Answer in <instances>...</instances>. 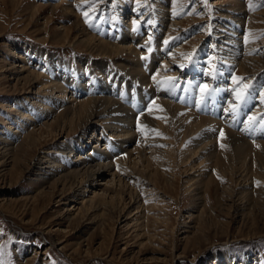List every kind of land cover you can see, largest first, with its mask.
<instances>
[{
    "label": "bare ground",
    "instance_id": "bare-ground-1",
    "mask_svg": "<svg viewBox=\"0 0 264 264\" xmlns=\"http://www.w3.org/2000/svg\"><path fill=\"white\" fill-rule=\"evenodd\" d=\"M69 1L71 4L66 10L71 14L74 10L80 14L89 10L88 0ZM159 8L149 16L151 21L156 15L160 16L162 28L155 31L150 42L144 38V28L150 18L143 21L146 14L142 13L140 20L132 19L125 24L122 17L127 4L125 0H118L107 14L103 12L98 21L92 23L94 33L82 27L74 38L75 45L87 49L91 57L64 61L37 50H33L31 58L13 52L14 59L24 63L18 70V78L30 90L38 88L35 94L43 96H37V99L28 96L17 102L18 114L14 124L17 128L2 132L1 150L9 156L6 158L11 160L14 170L18 164L15 153L26 144L35 146L37 143L36 119L45 121V127L54 120L56 127L68 134L82 127L85 130L75 142L66 140L56 144L41 158L36 173L44 171V167L54 173L44 184H51L57 177L54 182H60L63 189L67 186L73 189L75 185L83 188L89 180L98 182L108 173L113 181L119 178L122 183L123 176H126L140 185L143 181L132 178L124 168L125 161H130L136 154L146 167L154 165L167 179L171 171L168 164L177 161L192 171L200 170L199 175L190 179L193 182L190 193L199 201L195 207L199 219L204 217L207 206L205 174L208 180L214 174L220 176L222 190L226 189L223 176L230 177L231 181L239 178L246 181L249 184L241 189L240 198L249 199L250 205L260 203L264 200V62L253 46L239 38L243 34L244 21L247 20L248 24L253 17L244 12L236 14L233 21L221 27L222 41L217 37V45H205L202 49L187 52L184 48L187 38L167 44L170 30L176 28L177 23L166 4H160ZM135 10L137 7L133 12ZM83 16L86 21L88 17ZM202 52L208 53L207 58H202ZM183 57L189 66L184 74L190 75L191 80L178 79L173 85L167 80L178 74ZM32 58H36L37 64H45L47 69L30 70L28 65ZM238 73L245 77V84L239 80ZM255 78L263 81H253ZM208 80L210 83L206 82ZM94 136L98 138L87 154L88 144ZM66 152L67 157L64 156ZM222 163L225 168H221ZM5 166L8 165L3 163L1 167ZM250 166L256 175L253 178L247 176ZM211 167L215 171L210 172ZM168 181L171 182L170 177ZM92 187L98 188L99 185ZM84 188L86 190L78 194L82 199L91 192ZM103 188V192L92 190L91 205L96 201L105 205L111 195L122 205L127 195L130 200L125 207L127 216L136 211L148 219L149 201L140 199L139 191H127L122 186L110 190ZM78 210L82 214V208ZM243 210L240 208L241 213ZM142 232L146 237L147 231ZM145 240L149 248L151 240L147 237ZM223 260L225 264H260L249 254L239 260L229 253L222 259L216 256L211 264H223Z\"/></svg>",
    "mask_w": 264,
    "mask_h": 264
},
{
    "label": "rangeland",
    "instance_id": "rangeland-1",
    "mask_svg": "<svg viewBox=\"0 0 264 264\" xmlns=\"http://www.w3.org/2000/svg\"><path fill=\"white\" fill-rule=\"evenodd\" d=\"M125 1L127 10L122 17L125 24L132 19L140 20L143 14H146L143 21L150 18L144 28V38L148 42L154 39L155 31L162 28L160 16L156 15L151 21L149 15L160 4H166L177 23L176 28L170 30L167 44L187 38L184 42L187 52L202 49L205 45H217V37L222 41L219 32L223 30V24L244 12L254 19L248 24L247 20L244 21L243 34L239 38L253 46L264 62V0ZM88 3L89 10L85 9L88 10L85 12L88 20L85 21L83 11L80 14L74 10L71 14L66 10L71 4L69 0H0V135L9 128L14 131L17 128L14 124L19 100L28 96L37 99L42 95H36L38 88L30 90L18 78V70L24 63L14 59L13 52L31 58L33 50H37L64 61L91 57L87 49L75 45L74 38L82 27L94 33L92 23H96L103 12L107 14L118 0H88ZM134 7H137L136 13ZM207 54L202 52V58H207ZM181 59L178 74L167 80L173 85L178 79L191 80L190 75L184 74L189 66L184 57ZM31 62L28 65L30 70L37 68L38 72L45 67V64H37L36 58ZM236 75L245 84V77L240 73ZM42 78L47 79V76L42 75ZM256 80L263 81L262 78L253 81ZM206 82L210 83L209 80ZM44 122L37 119L34 122L37 143L35 146L26 144L15 153L18 164L14 170L11 160L7 159L9 156L0 147V264H211L216 256L222 259L226 253L239 260L249 254L264 264V200L250 205L249 199L240 198L241 189L249 184L246 181L240 178L231 181L230 177L223 176L226 189L222 190L220 176L214 174L208 180L205 174L207 206L200 219L195 210L199 201L190 193L193 185L190 179L201 172L199 169L192 171L178 161L172 162L174 165L168 164L171 182L159 168L154 165L146 167L135 154L130 161H125L127 168H124L132 178L143 181L140 185L126 176H123L122 183L119 178L113 181L108 173L97 178L98 182L89 180L83 188L75 185L73 189L69 186L63 189L60 182H54L57 177L51 184H44L54 173L48 172L46 167L36 173L41 158L56 144L66 140L75 142L85 130L82 127L68 134L56 127L54 120H50L49 127H45ZM97 138L94 136L90 140L87 154L94 148ZM67 152L65 157L69 155ZM3 163L8 166L1 167ZM250 169L247 176L253 178L256 175L252 166ZM209 170L215 171L213 167ZM42 175L49 176L43 178ZM114 182L127 191H139L140 199L149 201L148 222L144 214H136V211L127 216L125 207L130 202L127 195L122 205L113 195L107 198L105 205L98 201L90 204L89 199L94 197L92 190L103 192V187L117 188ZM94 184L99 187L93 188ZM84 186L91 192L82 199L78 194L86 190ZM79 208H82V214ZM240 208L244 209L242 213ZM143 230L151 240L149 248Z\"/></svg>",
    "mask_w": 264,
    "mask_h": 264
},
{
    "label": "snow or ice",
    "instance_id": "snow-or-ice-1",
    "mask_svg": "<svg viewBox=\"0 0 264 264\" xmlns=\"http://www.w3.org/2000/svg\"><path fill=\"white\" fill-rule=\"evenodd\" d=\"M85 15L87 16V13H85Z\"/></svg>",
    "mask_w": 264,
    "mask_h": 264
}]
</instances>
